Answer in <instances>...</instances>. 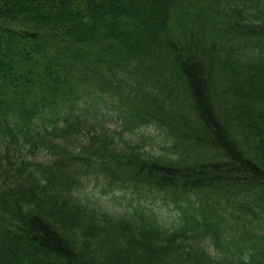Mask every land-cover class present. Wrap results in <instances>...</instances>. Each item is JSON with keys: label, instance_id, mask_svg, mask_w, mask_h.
<instances>
[{"label": "trees", "instance_id": "obj_1", "mask_svg": "<svg viewBox=\"0 0 264 264\" xmlns=\"http://www.w3.org/2000/svg\"><path fill=\"white\" fill-rule=\"evenodd\" d=\"M0 264H264V0H0Z\"/></svg>", "mask_w": 264, "mask_h": 264}, {"label": "rangeland", "instance_id": "obj_2", "mask_svg": "<svg viewBox=\"0 0 264 264\" xmlns=\"http://www.w3.org/2000/svg\"><path fill=\"white\" fill-rule=\"evenodd\" d=\"M107 125L111 129L119 131L122 126V122L114 115H111L110 118H107ZM138 131L144 132V134H147L146 136L149 135L148 136L149 141L146 142L145 144L147 148H149V150L155 153L161 151L159 145H161V143L167 140L164 131L160 132L158 129L155 128H142ZM137 134H133L131 135V137L135 139L137 137ZM104 186H107V182L105 180L97 179L92 176L91 178L87 179L86 186L81 191V195L93 197L94 199L102 203L105 207L113 210L114 212L122 211L130 195L129 194L123 195V193L120 192L103 193L102 189ZM114 197H119V198L115 199ZM158 213L161 216V218L169 224L172 223L176 218L173 211L169 209L164 210L162 208H159Z\"/></svg>", "mask_w": 264, "mask_h": 264}]
</instances>
